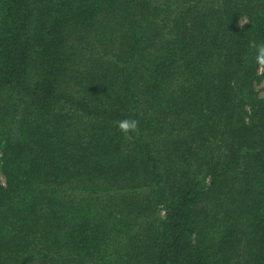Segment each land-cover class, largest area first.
Returning a JSON list of instances; mask_svg holds the SVG:
<instances>
[{
    "label": "trees",
    "instance_id": "1",
    "mask_svg": "<svg viewBox=\"0 0 264 264\" xmlns=\"http://www.w3.org/2000/svg\"><path fill=\"white\" fill-rule=\"evenodd\" d=\"M262 49L264 0H0V264H264Z\"/></svg>",
    "mask_w": 264,
    "mask_h": 264
},
{
    "label": "rangeland",
    "instance_id": "2",
    "mask_svg": "<svg viewBox=\"0 0 264 264\" xmlns=\"http://www.w3.org/2000/svg\"><path fill=\"white\" fill-rule=\"evenodd\" d=\"M242 23H245V21H243ZM256 89L259 92L261 98L264 99V80L257 84ZM5 182H6L5 176L0 170V183L5 185Z\"/></svg>",
    "mask_w": 264,
    "mask_h": 264
},
{
    "label": "clouds",
    "instance_id": "3",
    "mask_svg": "<svg viewBox=\"0 0 264 264\" xmlns=\"http://www.w3.org/2000/svg\"><path fill=\"white\" fill-rule=\"evenodd\" d=\"M261 51H262V54H264V49H262ZM130 127H135V123L129 122V121H124V122H121V124H120V128L124 131H127Z\"/></svg>",
    "mask_w": 264,
    "mask_h": 264
}]
</instances>
